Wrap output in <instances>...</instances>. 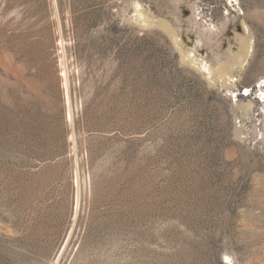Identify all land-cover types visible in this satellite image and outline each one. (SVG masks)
<instances>
[{
  "label": "rangeland",
  "instance_id": "obj_1",
  "mask_svg": "<svg viewBox=\"0 0 264 264\" xmlns=\"http://www.w3.org/2000/svg\"><path fill=\"white\" fill-rule=\"evenodd\" d=\"M0 264H264V0H0Z\"/></svg>",
  "mask_w": 264,
  "mask_h": 264
}]
</instances>
